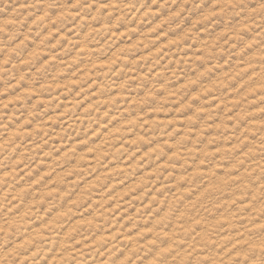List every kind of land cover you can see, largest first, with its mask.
I'll return each instance as SVG.
<instances>
[{"label": "rangeland", "instance_id": "obj_1", "mask_svg": "<svg viewBox=\"0 0 264 264\" xmlns=\"http://www.w3.org/2000/svg\"><path fill=\"white\" fill-rule=\"evenodd\" d=\"M81 2L51 23V12L31 24V9L13 13H28L20 20L0 14L5 35L17 29L0 49V235L34 249L22 264H72L93 249L108 264L121 253L118 264H143L156 248L149 264H159L178 247L172 264H202L211 249L218 264L251 207L235 173L259 155L258 144L244 149L264 112L248 111L259 89L241 96L231 85L251 70L239 57L258 40L241 48L249 29L233 27L217 0H155L137 13L126 5L132 19L121 12L113 25L77 15ZM118 6L101 11L108 19ZM93 36L99 47L84 43ZM97 116L108 123L86 135Z\"/></svg>", "mask_w": 264, "mask_h": 264}, {"label": "clouds", "instance_id": "obj_2", "mask_svg": "<svg viewBox=\"0 0 264 264\" xmlns=\"http://www.w3.org/2000/svg\"><path fill=\"white\" fill-rule=\"evenodd\" d=\"M154 2L155 0H117L119 6L114 9L117 16L108 19H106L107 12L101 11V9L105 4L111 7V0H95V7L92 5V0H83L78 7H75V12L77 15L89 17L91 20L96 21L97 24L107 23L113 25L121 12L127 17L128 21L132 19L131 14L125 7L126 5L131 6L132 13H137L141 8L149 7ZM217 3L220 6V10L224 11L226 16L237 18V23L233 24V27L241 25L249 29V32L245 34L246 39L241 42V48L245 47L247 42L258 40V43H256L254 47L249 49L245 55L239 57L243 62V65L250 66L251 70L243 74L236 83L231 85V88L238 90L241 96L249 90L259 89L257 94L251 97V99L260 100V103L255 104L253 107L249 108L248 111L264 112V0H217ZM73 6L74 0H0V14H6L4 17H12L16 20H20L21 17L28 13L21 12L14 17L13 13L17 12L20 8L31 9L33 13V21L29 22L31 24L38 16H47L48 13L51 12L52 16H49L48 18V22L51 23L52 17L56 16L58 12H65ZM172 11H176V9H172ZM97 12H100L98 20L96 17ZM94 26L95 25L93 24L85 25L86 28ZM42 27L43 25H40L37 27L36 31L39 32ZM16 31L17 29L9 27L7 29V34L5 35L4 26L0 24V49H6L13 46L12 41ZM25 31H29V29L26 28ZM141 31H143V29ZM93 40L97 41V47H99V38L96 36L89 38L84 41V43L91 44ZM232 55L235 56L236 53L233 52ZM110 78L111 77H109V79ZM100 83L105 84V81L101 80ZM193 91L196 90L194 89ZM248 103V100L244 101V104ZM241 107H243V105ZM153 108H155V105H153ZM93 115V113H89L88 119H91ZM132 115H135V111L132 112ZM233 115H235V113H233ZM75 116H78V113H74L73 117ZM130 118L131 116L125 117V119ZM254 118L264 120V115ZM203 119L205 118H202V120ZM106 123H108V121H103L100 116H97L92 132L86 133V135L95 134L96 127ZM87 127L88 126L85 125V128ZM243 127H247V122ZM259 131V135L251 138L253 143L247 145L244 149V152H247L248 149L253 148L258 144L259 146L256 147V151L259 155L252 156L247 160L245 165L235 173L237 176H242L239 183L235 185L236 188H240L241 185L244 184L250 185V189L246 192V199L241 202V205L251 204V207L240 213V216L243 217V222L240 223L239 228L233 234L232 243L226 245L220 253V255L223 256V259H220L218 264H226L227 261H232V264H264V229L254 231L257 226H264V129ZM239 133L240 129H236L235 134L239 135ZM221 135H223V133H221ZM100 139H103V137ZM177 139H179V137H177ZM97 143H99V140L93 141V145ZM233 143H235V141H233ZM183 147L188 148L189 145L186 144L183 145ZM217 147H219V145H217ZM84 150L85 149L82 148L81 152ZM201 150H203V145H201ZM242 154L243 153L241 152H237L236 155L232 157L231 162L234 163ZM219 159L220 158L217 157L216 159L211 160L209 162V168L216 164ZM224 167H230V164H226ZM249 171H253L254 175H244ZM221 175H223V173H221ZM238 194L245 195V192H239ZM255 210L261 212L258 218L255 215ZM81 235L85 240L88 239V234L81 233ZM14 236L15 233H13V237H9L6 234L0 235V264H22L21 258L24 256H30L31 252L34 251V249L26 251L17 250L18 241ZM236 244H240L241 246L235 247ZM229 247H233L234 250L228 252ZM184 250V247H178L177 251L160 259L159 264H172L174 258L178 257L180 252H183ZM80 251L83 252V247L80 248ZM103 251L107 252L108 248H104ZM14 252L17 254H13ZM159 252V248L153 249L152 254L144 258L143 264H149L151 260L156 259ZM214 252L215 249H211L207 253L211 258L202 262V264H216L217 258L213 255ZM224 253H227V255L225 256ZM55 254V251H53V255ZM85 255L86 258L83 260H81L79 256H74L72 264H90V262L91 264H108V260L103 258L102 254L98 253L95 249H93L92 253ZM123 255L124 254L121 253L120 257L111 261V264H118L119 259ZM197 255L202 254L197 253ZM49 259H51V257H49ZM31 264H39V258L33 260ZM189 264H195V257L189 261Z\"/></svg>", "mask_w": 264, "mask_h": 264}]
</instances>
